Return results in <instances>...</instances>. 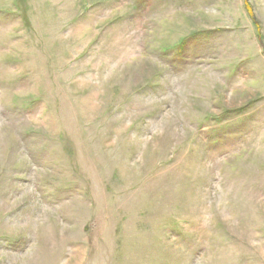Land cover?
Segmentation results:
<instances>
[{"label":"rangeland","instance_id":"rangeland-1","mask_svg":"<svg viewBox=\"0 0 264 264\" xmlns=\"http://www.w3.org/2000/svg\"><path fill=\"white\" fill-rule=\"evenodd\" d=\"M0 264H264V0H0Z\"/></svg>","mask_w":264,"mask_h":264}]
</instances>
